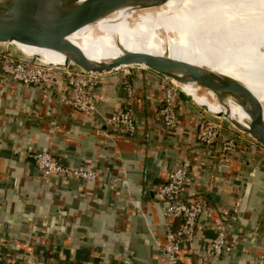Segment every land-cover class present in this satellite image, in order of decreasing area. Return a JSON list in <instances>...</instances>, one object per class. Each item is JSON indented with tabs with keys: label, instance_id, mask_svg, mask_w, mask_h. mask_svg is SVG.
<instances>
[{
	"label": "crops",
	"instance_id": "0c3cea01",
	"mask_svg": "<svg viewBox=\"0 0 264 264\" xmlns=\"http://www.w3.org/2000/svg\"><path fill=\"white\" fill-rule=\"evenodd\" d=\"M163 80L145 68L102 74L89 116L60 101L63 79L25 85L0 70V264H165L160 247L179 220H167L159 189L184 159L191 161L188 192L207 208L194 239L182 243L179 264H256L264 255V148L240 134L236 149L224 154L229 125L206 147L197 129L209 115L183 94L179 127L168 130L159 114ZM127 107L134 109L133 136L104 124ZM34 150L90 168L95 178L46 179L29 156ZM225 217L232 250L210 256L214 224Z\"/></svg>",
	"mask_w": 264,
	"mask_h": 264
},
{
	"label": "bare ground",
	"instance_id": "6f19581e",
	"mask_svg": "<svg viewBox=\"0 0 264 264\" xmlns=\"http://www.w3.org/2000/svg\"><path fill=\"white\" fill-rule=\"evenodd\" d=\"M6 0H0V6ZM165 4L163 10L151 11ZM92 64L108 62L124 51L169 55L209 69L229 97L214 111L249 118L243 109L238 84L264 106V0H160L132 3L71 37ZM18 47L47 61H74V56L24 44ZM189 93L196 87L186 84ZM204 100V99H203ZM205 101V100H204ZM218 106V107H217Z\"/></svg>",
	"mask_w": 264,
	"mask_h": 264
},
{
	"label": "built area",
	"instance_id": "2783aa9c",
	"mask_svg": "<svg viewBox=\"0 0 264 264\" xmlns=\"http://www.w3.org/2000/svg\"><path fill=\"white\" fill-rule=\"evenodd\" d=\"M13 45L0 46V70L8 74L13 80L25 85L49 86L59 79L65 81V87L60 94V101L89 116L97 111L96 87L100 74L82 70L71 63L60 66L43 62L19 48L13 51ZM128 99L132 100L134 87L130 80L124 81ZM181 90L170 78L164 77L163 96L159 107V114L168 130L179 127L178 108ZM104 124L119 129L133 136L137 131L134 109L123 108L113 112L105 119ZM224 123L214 120L206 114L200 119L197 138L206 147L214 145L219 140ZM233 137V136H232ZM242 136L234 134L222 146L224 154L232 153L237 147V139ZM29 156L42 171L44 178L52 175H66L75 178L94 179L95 172L90 168L67 167L55 155L46 150H34ZM191 166L190 159H184L167 176V181L159 189V195L168 203L165 215L168 221L179 220L176 230H167V243L160 247V254L165 264H179V252L184 242H191L196 234L197 220L205 212L204 200L194 197L187 189L188 174ZM181 193L183 195L181 196ZM236 212V211H235ZM215 238L209 243L207 253L219 257L224 252L232 250L227 241L228 222L218 219L214 224ZM256 264H264V255H260Z\"/></svg>",
	"mask_w": 264,
	"mask_h": 264
},
{
	"label": "water",
	"instance_id": "95a60500",
	"mask_svg": "<svg viewBox=\"0 0 264 264\" xmlns=\"http://www.w3.org/2000/svg\"><path fill=\"white\" fill-rule=\"evenodd\" d=\"M158 1L160 0H6L0 6V46L24 44L71 54L74 56L73 62L65 60L61 63L47 61L36 54L29 55L60 66L71 63L82 70L100 75L121 68L150 69L172 79L181 93L212 119L225 120L237 133L248 135L264 148V106L242 84L236 83L238 92L243 94L244 102L240 104L249 118L240 119L228 110L214 111L206 103L225 104L223 100L229 96L221 81L205 67L167 54L159 56L138 51H124L108 62L92 65L86 60L80 47L69 40L79 29L98 22L121 7L132 3L153 5ZM189 83L196 87L195 94L189 93L186 87ZM245 208L246 197L242 209ZM242 209L237 215L235 212L230 215V220L234 221L235 215L242 214Z\"/></svg>",
	"mask_w": 264,
	"mask_h": 264
},
{
	"label": "rangeland",
	"instance_id": "374dc122",
	"mask_svg": "<svg viewBox=\"0 0 264 264\" xmlns=\"http://www.w3.org/2000/svg\"><path fill=\"white\" fill-rule=\"evenodd\" d=\"M164 6H165V4L162 6V7H160V8H156V9H153V10H151V11H154V12H158V11H161V10H163V8H164ZM12 49H13V51L15 50L16 52H19V48H18V46L17 45H14L13 44V47H12ZM134 69H137V68H139V67H133ZM127 69H129V68H121L120 70H118L119 72H123V71H125V70H127ZM146 69V68H145ZM102 76V75H101ZM219 121H222V123H224V127L226 128V127H229L228 125V123H226L225 122V120H219ZM224 128V129H225ZM231 127H229V129H230ZM224 131V130H223ZM223 133V132H222ZM234 134H236V131L234 130V129H230V135L229 136H227L226 138H225V140L223 139L222 141H221V137H220V140H218V141H221V145L223 146L224 145V142L229 138V139H231V138H233L234 137ZM233 136V137H232ZM217 141V142H218ZM238 139H237V144H238ZM221 146V147H222Z\"/></svg>",
	"mask_w": 264,
	"mask_h": 264
},
{
	"label": "trees",
	"instance_id": "16d2710c",
	"mask_svg": "<svg viewBox=\"0 0 264 264\" xmlns=\"http://www.w3.org/2000/svg\"><path fill=\"white\" fill-rule=\"evenodd\" d=\"M178 223L180 224V221ZM179 224H178V226H179Z\"/></svg>",
	"mask_w": 264,
	"mask_h": 264
}]
</instances>
